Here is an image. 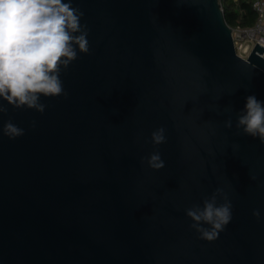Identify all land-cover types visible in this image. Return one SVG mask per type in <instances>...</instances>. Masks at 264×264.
<instances>
[{
  "label": "water",
  "instance_id": "95a60500",
  "mask_svg": "<svg viewBox=\"0 0 264 264\" xmlns=\"http://www.w3.org/2000/svg\"><path fill=\"white\" fill-rule=\"evenodd\" d=\"M72 6L89 53L61 70L67 98L0 100V264H264V144L236 127L246 97L264 102V46L237 53L221 0ZM218 188L232 219L208 242L186 209Z\"/></svg>",
  "mask_w": 264,
  "mask_h": 264
},
{
  "label": "clouds",
  "instance_id": "9594fccd",
  "mask_svg": "<svg viewBox=\"0 0 264 264\" xmlns=\"http://www.w3.org/2000/svg\"><path fill=\"white\" fill-rule=\"evenodd\" d=\"M83 15L72 6V0H0V100L17 109L43 113L46 105L40 102L42 96L67 98L61 70L77 59V48L80 53H89L87 26L80 22ZM6 112L0 103V114ZM225 126L231 128V120ZM236 127L264 144V102L254 95L246 97ZM2 132L15 139L25 130L9 120ZM165 132L160 127L151 133L153 146L166 142ZM143 160L153 170L165 167L159 151ZM218 195H223V203H217ZM186 215L195 222L190 227L199 233V238L213 242L230 223L232 204L218 188L204 199L202 208H188ZM253 215L259 219V210H254ZM205 224L209 227H203Z\"/></svg>",
  "mask_w": 264,
  "mask_h": 264
},
{
  "label": "built area",
  "instance_id": "2783aa9c",
  "mask_svg": "<svg viewBox=\"0 0 264 264\" xmlns=\"http://www.w3.org/2000/svg\"><path fill=\"white\" fill-rule=\"evenodd\" d=\"M256 20L252 26L233 28V39L237 53L247 58L257 43L264 46V0H253ZM264 56V53H263Z\"/></svg>",
  "mask_w": 264,
  "mask_h": 264
},
{
  "label": "trees",
  "instance_id": "16d2710c",
  "mask_svg": "<svg viewBox=\"0 0 264 264\" xmlns=\"http://www.w3.org/2000/svg\"><path fill=\"white\" fill-rule=\"evenodd\" d=\"M225 17L232 28L249 27L255 23L253 0H221Z\"/></svg>",
  "mask_w": 264,
  "mask_h": 264
}]
</instances>
